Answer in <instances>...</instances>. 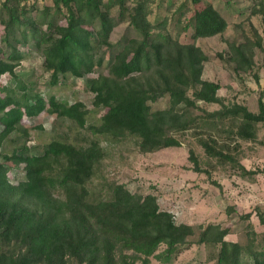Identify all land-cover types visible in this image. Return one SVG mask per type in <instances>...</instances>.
<instances>
[{"label":"trees","instance_id":"16d2710c","mask_svg":"<svg viewBox=\"0 0 264 264\" xmlns=\"http://www.w3.org/2000/svg\"><path fill=\"white\" fill-rule=\"evenodd\" d=\"M52 13L45 9L35 15L19 3L3 9L8 15L0 49V148L5 139L22 125L49 109L59 117L69 118L83 126L82 105H67L50 97L26 91L22 85L10 89L1 84L4 75H14V67L24 57L22 49L42 51L53 84L67 74L82 77L100 67L103 58L99 49L109 46V36L118 24L110 12L119 6L128 13L124 0H53ZM194 13L184 29L193 30V38H209L222 34L226 21L211 4L198 9L200 0H191ZM104 9V11L102 10ZM64 9V10H63ZM36 10V9H35ZM145 1L136 3V15L128 13L131 26L139 33L110 58L109 68L117 80H128L138 86L135 78L162 80L161 89L134 87L129 90L100 86L95 91L94 105L104 114L95 134L120 137L136 135L143 152L176 146L167 136L171 129L187 128L180 122L179 106L196 107L197 101L217 103L219 86L201 79L202 64L207 55L196 46L182 48L169 35L150 33ZM62 16L64 24L58 23ZM43 27L55 30V37L42 32ZM39 31V34H38ZM231 45L237 66L246 61L242 45ZM264 62V50H263ZM191 91V96L188 92ZM169 97L170 107L151 111L150 103ZM232 114L242 121L240 136L252 138L256 124L264 133V101L258 100V113L245 107L213 113L211 116ZM213 148L205 145L206 152ZM96 144L77 149L71 145L50 142L39 153L25 146L11 155L0 152V264H152L150 259L167 262L178 247L193 236L192 227L176 224L172 215L160 210L156 197L131 193L122 184H112L92 194L88 184L97 163ZM218 154V153H216ZM219 155V154H218ZM194 170L197 160L191 156ZM23 166L24 179L10 183L13 166ZM56 192L59 194H56ZM248 216L245 215V218ZM263 222V221H261ZM227 229L209 225L197 243L218 246L216 264H264V233L249 232L245 242L224 239ZM163 245L162 252L156 254ZM6 247L8 250L6 251ZM125 252L133 256L127 257Z\"/></svg>","mask_w":264,"mask_h":264},{"label":"rangeland","instance_id":"374dc122","mask_svg":"<svg viewBox=\"0 0 264 264\" xmlns=\"http://www.w3.org/2000/svg\"><path fill=\"white\" fill-rule=\"evenodd\" d=\"M108 0H102L106 2ZM125 7L136 15V3L140 0H124ZM146 19L150 33L163 32L182 48L199 47L208 60L202 64L201 79L219 86L217 103L196 102V107L185 109L179 106L180 122L187 128L171 129L166 135L178 144L143 152L138 147L136 135L124 134L113 137L95 134L91 127H98L104 114L94 105L95 91L100 87L129 90L134 87L161 89L162 80L150 77L135 78L138 86L128 80H117L109 68L110 58L128 41L137 39L139 33L131 26L128 13L119 6L110 12V18L118 24L109 36L111 49L101 47L97 57L103 58L102 65L82 77L66 75L57 84L51 80L42 51L22 49L24 57L14 67V75H4L1 84L10 89L22 85L27 92L35 93L47 101L50 97L59 102L73 105L80 103L84 113L83 126L69 118L59 117L46 109L32 119H26L3 141L0 152L11 155L19 147L39 153L50 142L71 145L77 149L99 148L95 173L88 184L92 194L112 184H122L133 194L156 197L160 210L168 212L176 224L192 227L194 234L188 242L178 247L175 255L167 262L151 258L152 264H216L218 246L212 243H197L198 237L209 225L227 229L224 237L229 242H245L249 232L264 233V133L260 124L254 127L252 138L240 136V117L228 114L211 116L220 111L245 107L258 113V100L264 101V0H200L198 9L211 4L226 21L222 34L209 38H193L192 27L184 29L194 13L191 0H144ZM8 7L18 5L30 10L32 15L48 9L52 13L53 0H0V16L8 20ZM36 9V10H35ZM64 10V9H63ZM104 11V9L102 8ZM58 23H65L62 16ZM5 27L0 22V41ZM41 31L49 33L46 27ZM39 34V31H38ZM242 45L246 61L237 66L230 46ZM2 45L0 42V49ZM191 96V91L188 92ZM170 107L169 97L163 96L150 103L151 111ZM205 145L213 148L206 152ZM218 153V154H216ZM193 156L200 171L196 172L191 160ZM10 183L24 179L23 166H13L9 173ZM56 194H58L56 192ZM59 195V194H58ZM245 215L248 217L245 218ZM263 221V222H261ZM158 248L156 254L162 252ZM8 247H6V251ZM127 257L133 256L125 252ZM138 264V259L133 258ZM73 261L67 260L66 264ZM74 263V262H73Z\"/></svg>","mask_w":264,"mask_h":264}]
</instances>
